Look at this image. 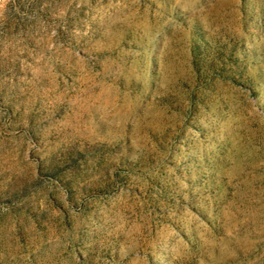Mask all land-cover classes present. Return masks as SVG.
I'll list each match as a JSON object with an SVG mask.
<instances>
[{"label":"rangeland","instance_id":"1","mask_svg":"<svg viewBox=\"0 0 264 264\" xmlns=\"http://www.w3.org/2000/svg\"><path fill=\"white\" fill-rule=\"evenodd\" d=\"M0 264H264V0H0Z\"/></svg>","mask_w":264,"mask_h":264}]
</instances>
